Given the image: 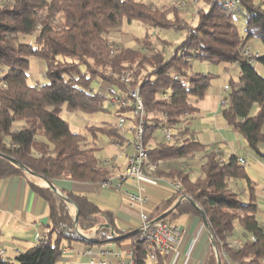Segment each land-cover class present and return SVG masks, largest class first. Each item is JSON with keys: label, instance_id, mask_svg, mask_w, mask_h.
Listing matches in <instances>:
<instances>
[{"label": "trees", "instance_id": "1", "mask_svg": "<svg viewBox=\"0 0 264 264\" xmlns=\"http://www.w3.org/2000/svg\"><path fill=\"white\" fill-rule=\"evenodd\" d=\"M179 1L181 9L136 0H0V179L26 177L30 172L51 183L107 181L110 164L95 156V149L70 128L62 112H108L107 99L127 98L130 89L138 88L144 108L142 141L150 160L162 161L151 175L179 185L151 218L175 204L162 218L170 226L180 216L201 218L202 213L211 237L202 264H218L215 249L220 264H264V224L257 216L254 183L245 164L235 155L224 160L218 151H210L192 176L188 163L204 148L193 139L188 122L215 77L196 72L198 62L238 64L240 74L237 81H228L221 116L252 155L264 161V76L255 67L257 63L264 70V0H237L233 5L234 0ZM198 2L201 5L189 14V6ZM189 17L192 23L187 22ZM133 20L155 32L185 30V38L168 56L164 48L152 46L148 34L134 38L131 47L108 39L125 21ZM254 39L263 52L251 49L255 57L249 61L244 50ZM31 59L43 64L44 79L38 86L28 82ZM126 74L128 83L121 80ZM94 82L103 89L93 88ZM114 114L139 123L130 105ZM169 128L177 130L173 140L158 138V131ZM88 130L126 147V136L107 123ZM238 180L246 183L245 201L244 188L230 186ZM28 182L47 205L46 238L12 259L0 254V264H58L63 249L75 242L101 247L127 240L133 264H164L159 253L156 261H150V250L140 235L120 228L111 211L100 209L87 196L60 190L78 208L76 228L62 197L46 183ZM182 196L193 203L180 200ZM90 234L91 239L81 236Z\"/></svg>", "mask_w": 264, "mask_h": 264}, {"label": "crops", "instance_id": "2", "mask_svg": "<svg viewBox=\"0 0 264 264\" xmlns=\"http://www.w3.org/2000/svg\"><path fill=\"white\" fill-rule=\"evenodd\" d=\"M250 47L255 53L262 54L263 52L260 43H258V47H253L250 43ZM193 68L196 72L211 73L215 77L206 95L198 102L196 113L188 122L189 132L193 139L204 145L202 151L196 152L188 160L192 173L199 169L203 156L207 152L218 151L224 160H227L231 155L243 159L245 165L247 161L253 160L257 169L261 170L264 175V161L252 155L240 135L226 126L220 112L228 81H237L239 77L238 64L198 62ZM258 72L264 76L263 71ZM161 138L163 139L162 131ZM115 148L117 149L116 146ZM117 151L119 152L118 149ZM121 158L125 159V156ZM121 158H115L112 161L103 160L110 164L108 184L104 182L80 183L68 179H56L52 181V184L58 190L83 194L88 198L101 197V201H105L107 206L100 209L112 211L114 221L120 228L135 229L139 226L140 212L148 215L153 214L163 202L173 195L174 189L172 182L153 175L139 186L118 182V176L124 172L126 167V159L120 162ZM248 177L254 183L258 204L257 216L264 224V178L263 188L258 190L256 179L251 178L249 174ZM28 181L45 184L43 180L32 175L0 179V252L4 251L3 256L11 259L19 252L34 247L36 240L46 235L50 222L46 202L31 189ZM242 182L243 195L248 198L246 183ZM139 193L145 197L144 206L136 205L134 208H129L128 195ZM68 208L71 215L76 213L74 206H68ZM171 225L182 231L183 237L177 252H168L162 256L163 263L202 264L210 251L209 234L202 219L193 214H187L176 218ZM92 235L84 236L88 238ZM101 248L108 250L109 254L99 255ZM63 250L58 264H100V261H104L105 264H121L127 259L130 244L129 241L119 244L112 242L98 247L75 242ZM92 260L94 263H90Z\"/></svg>", "mask_w": 264, "mask_h": 264}, {"label": "built area", "instance_id": "3", "mask_svg": "<svg viewBox=\"0 0 264 264\" xmlns=\"http://www.w3.org/2000/svg\"><path fill=\"white\" fill-rule=\"evenodd\" d=\"M237 3V0H234L230 3L233 5ZM175 6L178 9H181L182 2L176 1ZM244 54L249 58V61H253L255 54L251 51L249 46L245 47ZM129 75L126 74L122 76L121 80L124 83L129 82ZM227 90V87L225 88ZM106 106L110 109H125L130 105L133 109L134 115L139 118L138 124H133L128 131L132 134V139L127 141L126 147L115 143L114 145L119 150L117 158L125 156L126 167L124 172L118 176V182L128 183L130 186H139L144 180H148L152 173L156 172L159 167L162 165V161L153 162L149 158V149L143 144V126L142 121L144 118V108L139 94V89L134 88L130 89L127 94V98L120 97H111L106 100ZM124 117H118L117 122L111 126L112 129L122 130L124 124L126 123ZM163 138L166 141H171L177 135V130L174 128L162 130ZM179 144H182V139H179ZM240 164H245L243 159H238ZM30 175V174H28ZM104 183L108 184L109 179ZM172 187L174 192L179 189V185L176 182H172ZM180 199H185V196H182ZM145 197L142 194H132L128 195V206L129 208H134L136 205L144 206ZM134 232L140 235V238L146 243L147 248L150 250L149 260L156 261L157 254L164 256L168 252H177L178 247L180 246L183 233L177 227L170 226L166 222L161 220H156V218H151V215H148L144 212H140L139 215V226L134 229ZM92 237V236H91ZM89 236L88 238L91 239ZM42 238H46L44 235ZM209 238H211L209 236ZM239 244V242H237ZM64 252V250H63ZM90 252V251H88ZM4 251H1L0 254L3 255ZM109 254V251L101 248L99 255L105 256ZM90 263H94L93 260ZM100 264H105L104 261H100ZM121 264H133L131 257V249L128 251L127 259L121 262Z\"/></svg>", "mask_w": 264, "mask_h": 264}, {"label": "rangeland", "instance_id": "4", "mask_svg": "<svg viewBox=\"0 0 264 264\" xmlns=\"http://www.w3.org/2000/svg\"><path fill=\"white\" fill-rule=\"evenodd\" d=\"M138 2H152L155 5L162 6V5H175L176 1L179 0H136ZM184 1V0H183ZM187 1V0H185ZM194 3L195 0H189ZM198 5L200 6L201 3L198 2L197 5L194 7L189 6V14H193L198 9ZM239 19H242L241 16L237 15ZM187 22L192 23V17L186 18ZM146 34L149 36V40L153 47L156 48H164L165 55L168 56L171 54L173 49L183 41L185 38V30H175L173 28H167V29H161L155 32L154 29H146L142 24L139 22L133 20L130 23L124 22L122 26L120 27L119 31L111 32L108 35V39L110 41L118 42V43H124L125 46L131 47L133 46V39H140L142 37H145ZM163 42L166 43L165 47L162 45ZM251 45L254 47H258V41L257 40H251ZM255 67L258 71L264 70L256 63ZM44 74H43V64L38 59H31L29 63V69H28V82L33 86H38L43 83ZM93 88L100 91L103 89V86L99 82L93 83ZM107 104H105L106 106ZM107 107V106H106ZM115 109H109L108 112H98V113H83V112H76V113H66L65 111L62 112L63 118L68 122L70 128L77 133H80L84 135L88 141V146L93 147L95 149V156L103 161H112L113 159H117L118 151L115 148L114 144L110 142L109 137H107L105 134L96 133L95 135L91 134L88 130L89 126H101L103 123H107L110 126L115 124L117 122L118 117L115 116ZM133 123L130 120H127L124 124L121 133H123L126 136L127 141H130L132 139V134L128 131L129 128H131ZM158 138H161V131L157 132ZM120 162H123L125 159L121 158ZM245 169L247 171V174L251 176V178L256 179V182H258V190L263 188V178L264 175L263 172L259 169H257L256 163L253 160L247 161L245 165ZM198 169L192 173V176H196L198 174ZM33 176V175H32ZM236 184L239 186L238 188L242 190L243 182L238 181H231L230 186L232 188L236 187ZM242 200H247L245 195H241ZM91 201H93L97 206L100 208H104V206H107V203L105 201H101V197L94 196L89 197ZM103 202V203H101ZM112 212V211H111ZM113 213V212H112ZM76 214V213H75ZM75 214H72V217L74 218ZM184 216V215H183ZM128 241V240H127ZM210 241V238H209ZM211 245V242H210Z\"/></svg>", "mask_w": 264, "mask_h": 264}, {"label": "water", "instance_id": "5", "mask_svg": "<svg viewBox=\"0 0 264 264\" xmlns=\"http://www.w3.org/2000/svg\"><path fill=\"white\" fill-rule=\"evenodd\" d=\"M10 160H11V159H10ZM27 173L30 174V175L36 176V175L33 174V173H30V172H27ZM40 179L43 180V181L47 184L48 188H49L51 191H53V192H54L56 195H58L59 197H62V198L65 200V202L67 203L68 206H74V207L76 208V214H75V216H74V218H73V221H74V225H75V227L77 228V220H78V218H79V211H78L77 206H76L74 203H72L68 198L63 197V196H62V193L60 192V190L56 189V188L54 187V185H53L50 181H48V180H46V179H44V178H40ZM185 199H186V200H189L191 203H193L189 198L185 197ZM180 200H181V199H180ZM175 206H176V204H175V205H174L169 211H167V212L164 213L163 215L157 217L156 220H161L164 216H166L167 214H169V212H171V210H173V209L175 208ZM201 219H202V222H203L204 227L207 229V222H206V220H205V218H204V216H203L202 213H201ZM207 231H208V230H207ZM81 236H82L83 238H85V239H89V238H86L84 235H81ZM112 240H114V239H112ZM213 245H214V244H213ZM214 249H215V248H214ZM215 254H216V257H217V263L220 264V259H219V257H218V253H217L216 249H215Z\"/></svg>", "mask_w": 264, "mask_h": 264}]
</instances>
